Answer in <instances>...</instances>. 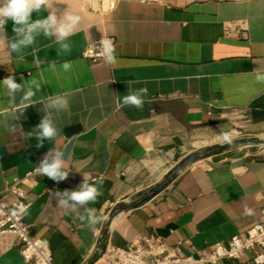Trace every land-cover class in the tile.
Here are the masks:
<instances>
[{
	"label": "crops",
	"instance_id": "obj_1",
	"mask_svg": "<svg viewBox=\"0 0 264 264\" xmlns=\"http://www.w3.org/2000/svg\"><path fill=\"white\" fill-rule=\"evenodd\" d=\"M48 10L79 15L68 50L41 34L9 53L0 33V78L40 85L23 107V88L10 96L0 87V190L9 202V183L49 148L65 152L64 179L37 174L20 183L30 201L24 220L53 264H90L108 240L123 246L139 233L169 246L187 239L184 253L208 250L251 225L264 201V153L233 149L209 159L197 149L222 131L264 133V80L256 79L264 73V0H46L39 15ZM230 22L243 37L224 35ZM5 30L11 35V21ZM106 35L114 63L83 57L89 40ZM141 86L142 106L120 103ZM53 93L67 97L65 108L47 106ZM49 112L59 134L37 146L35 125ZM85 177L100 190L95 201L58 203L54 192ZM85 207L102 219L90 224ZM0 264H27L17 236L0 235Z\"/></svg>",
	"mask_w": 264,
	"mask_h": 264
},
{
	"label": "built area",
	"instance_id": "obj_2",
	"mask_svg": "<svg viewBox=\"0 0 264 264\" xmlns=\"http://www.w3.org/2000/svg\"><path fill=\"white\" fill-rule=\"evenodd\" d=\"M224 35L239 38L244 36V30L240 23L230 22L224 27ZM105 38L113 43V37L108 35L91 39L83 50V57L91 61L103 57L99 42ZM224 109L223 112L229 114L238 113L234 107ZM239 117L244 118V113L240 112ZM247 134L234 129L230 133V140ZM217 141L225 140L219 136ZM207 158L211 159L212 155ZM35 164L24 177L14 179L6 186V191L11 194L9 202L1 198L0 190V235L12 234L18 237L20 250L27 264H53L44 240L34 236L30 225L24 220L30 201L20 183L30 176L41 174ZM185 243L190 242L185 239L169 246L161 237L139 233L123 246L108 240L101 254L90 264H217L225 259H232L236 264H264V201L259 205L258 218L251 225L225 240L212 243L208 250L195 249L190 245V252L184 253L180 244Z\"/></svg>",
	"mask_w": 264,
	"mask_h": 264
},
{
	"label": "clouds",
	"instance_id": "obj_3",
	"mask_svg": "<svg viewBox=\"0 0 264 264\" xmlns=\"http://www.w3.org/2000/svg\"><path fill=\"white\" fill-rule=\"evenodd\" d=\"M45 7L46 0H0V33L6 36V47L9 53L13 51L20 53L23 46L31 45L34 39L41 34L45 37H55L60 48L64 50L70 48V42L67 38L73 33L74 28L78 24L79 15L72 12L57 14V12L51 10L46 11L45 15H39ZM33 12L37 13L35 18H32ZM9 21H11V35L5 30V25ZM99 48L106 62L114 63L116 61L114 44L111 40L103 39L99 42ZM63 67L68 69L70 65L66 62ZM256 79L264 80V73H257ZM0 87L5 89L10 96L23 88L21 103L18 105L23 107L31 102L30 98L35 95L40 85L33 80L25 86L18 83L12 74H9L0 78ZM147 91L144 86L127 91L126 94L122 95L120 103L140 107L143 104V94ZM46 103L49 108L59 110L67 106V97L53 93L47 98ZM35 128L38 129L36 132L37 146H40L45 139H54L60 131L51 119L50 112L40 118ZM26 135L31 136L32 132H27ZM219 135L225 141L231 138L228 131H222ZM65 155V152L59 147L49 148L35 166L42 175L51 178L53 181L64 179L68 174L64 166ZM99 192L100 190L96 183L89 182L85 177L78 187L64 189L53 194L62 206L76 209L78 206L87 205L89 201H95ZM24 210L21 209V211ZM84 211L87 212L86 217L90 224L97 223L102 219L93 208L85 207Z\"/></svg>",
	"mask_w": 264,
	"mask_h": 264
},
{
	"label": "water",
	"instance_id": "obj_4",
	"mask_svg": "<svg viewBox=\"0 0 264 264\" xmlns=\"http://www.w3.org/2000/svg\"><path fill=\"white\" fill-rule=\"evenodd\" d=\"M257 146L259 148L264 149V133H255V134H247L245 136L236 137L228 141L223 142H215L203 145L197 149V153L199 156H208V155H218L233 149L245 148V147H253ZM196 156L194 154L188 155L184 161H188L190 159H194ZM180 163H178L177 167H179ZM176 169V167H175ZM89 264V263H86Z\"/></svg>",
	"mask_w": 264,
	"mask_h": 264
},
{
	"label": "rangeland",
	"instance_id": "obj_5",
	"mask_svg": "<svg viewBox=\"0 0 264 264\" xmlns=\"http://www.w3.org/2000/svg\"><path fill=\"white\" fill-rule=\"evenodd\" d=\"M247 148L250 150L251 155H257V154L264 153V149L259 148L257 146L247 147Z\"/></svg>",
	"mask_w": 264,
	"mask_h": 264
}]
</instances>
